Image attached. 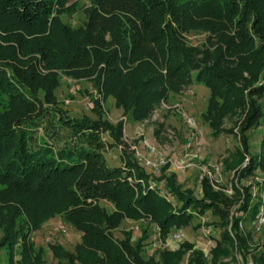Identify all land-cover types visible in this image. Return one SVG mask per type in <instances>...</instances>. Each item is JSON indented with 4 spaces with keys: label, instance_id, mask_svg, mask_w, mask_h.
<instances>
[{
    "label": "trees",
    "instance_id": "trees-1",
    "mask_svg": "<svg viewBox=\"0 0 264 264\" xmlns=\"http://www.w3.org/2000/svg\"><path fill=\"white\" fill-rule=\"evenodd\" d=\"M76 5L77 0H0V94L6 98L0 104V264L3 253L8 264H43L29 235L56 214L81 234L74 252L49 248L59 263L150 264L141 256V240L134 246L129 235L114 241L111 231L123 218H150L164 236L208 211L229 226L210 264H224L218 260L229 255L223 245L232 243L245 260L250 255L253 264H264V240L247 252L238 214L253 219L263 204H252L251 187L238 182L264 166V108L257 101L264 80L254 86L264 78V0H90L85 22L73 28L62 16ZM191 31L206 33V43L189 44L185 35ZM64 75L96 87L95 118H71L59 107L55 92ZM193 82L209 89L210 114L216 99L236 92L244 118L234 197L216 190L207 175L195 196L176 184L174 174L144 171L126 149L120 167L109 166L103 156L102 133L123 143L122 123L112 127L104 119L103 99L112 97L124 115L142 120ZM224 111L234 107L227 104ZM223 119L209 122L219 128ZM257 127L261 155H250L245 133ZM100 201L112 203L114 212L105 213ZM237 203L239 211H233ZM182 254L163 252L162 263H176ZM190 264L207 263L194 252Z\"/></svg>",
    "mask_w": 264,
    "mask_h": 264
},
{
    "label": "rangeland",
    "instance_id": "rangeland-1",
    "mask_svg": "<svg viewBox=\"0 0 264 264\" xmlns=\"http://www.w3.org/2000/svg\"><path fill=\"white\" fill-rule=\"evenodd\" d=\"M89 4L90 0H77L76 9L71 14L62 16L63 22L73 28L82 26L86 19L85 10ZM206 37L207 34L203 31H191L185 35L187 42L194 46L205 44ZM263 80L264 78L260 76L254 86L261 85ZM55 95L59 107L67 116L95 118L92 100L99 98V94L90 80H76L64 75ZM227 95L225 101L216 99L219 102L217 103L218 107L215 113L210 114L207 109L210 98L209 89L202 83L193 82L179 93H171L169 99L161 102L149 118L142 120H138L130 114L124 115L121 108L115 105L112 97L103 100L101 97L104 119L112 127H117L119 123H122L123 126V143L121 144H114L108 133H102V139L107 145L103 151L107 164L111 167L123 166L122 150L126 149L128 153H139L143 157V161H137L136 155L134 156L144 171L155 177H158L160 173L174 174L176 184L181 189L191 190L195 196L201 195L202 181L200 182V177L207 175L211 178L216 190L222 189L230 197H234L231 192V184L236 183L234 167H238L240 164L237 152H241L240 150L243 149L240 140V123L244 115L242 116L239 101L234 100L236 92H228ZM257 101L264 108V96ZM5 102L6 98L0 94V104H5ZM227 104L234 107V112L227 114L224 111ZM204 114H207L208 119L204 117ZM221 116L224 119L219 128L210 123L212 120L217 122ZM189 118L196 122L197 129L188 124ZM38 133L40 137L43 136L40 129ZM245 134L249 146L246 153L261 155L262 129L260 127L252 128ZM57 145L62 146L63 140ZM155 159L163 160L166 169L162 171L158 168L151 171L144 164L146 160ZM249 160L250 158L246 157L244 164H248ZM217 167L220 169H216ZM238 184L241 187H251L252 204L258 200L264 201V166L254 167L249 176ZM172 203L173 206L177 204L175 199ZM99 205L105 213L111 214L115 210L114 205L108 201H100ZM232 210L239 211V203L234 204ZM38 212L36 210L35 216L37 217L40 215ZM238 214L243 218L239 225V234L247 241L246 249L247 252H250L264 240V203L260 204L259 211L253 219L247 213L240 212ZM260 220H262L261 225ZM154 225L156 222L150 218L142 220L123 218L120 224L113 228L111 235L115 242H122L129 235L130 243L133 246L141 240V256L150 261V264H163L161 253L175 252L179 249L183 254L173 264H190L194 252H198L206 263L210 264L213 248L217 242H220L224 231L229 229V226L223 227L218 218L208 211L202 217H195L189 225L183 227L185 238L179 243L178 248L174 249L168 246L169 233L164 236L160 233L157 236L153 229ZM63 229H65V233ZM80 237L79 231L65 222L61 215L56 214L31 231L29 240L36 249L41 250L43 264H64V261L59 263L53 257L49 248L52 245H59L66 251L74 252L80 243ZM223 247L229 251V255H220L219 263L253 264L251 256L248 255L245 260L243 255L236 251L234 243L232 245L225 244ZM1 264H8L5 253L2 254Z\"/></svg>",
    "mask_w": 264,
    "mask_h": 264
},
{
    "label": "built area",
    "instance_id": "built-area-1",
    "mask_svg": "<svg viewBox=\"0 0 264 264\" xmlns=\"http://www.w3.org/2000/svg\"><path fill=\"white\" fill-rule=\"evenodd\" d=\"M187 122H188V124L192 128L197 129L196 122H194L191 118H189ZM150 151L153 152L152 149H150ZM134 156L136 157V160L137 161H143V157L139 153L134 154ZM144 164L147 165V167L151 171H154V170H157L158 168L161 169L162 166L165 165V162H163V160H157V159H155V160H151V161L150 160H146ZM216 169L219 170L220 168L217 167ZM202 179H203V176L200 177V182L202 181ZM156 186H157L156 185V182L154 180H151V182L149 184V188L154 189V188H156ZM160 194L163 197H165L166 199L172 200V197L170 196V194H168L161 187H160ZM263 203H264V201H263ZM259 223L261 225L262 224V220H260ZM153 229L157 233V236H159L160 233H161L160 227L156 224V225H154ZM63 232L65 233V229H63ZM184 238H185V231H184V229L182 227H180V228H174V229H172L169 232L168 241H167L168 242V246L171 247V248L177 249L179 243H181L184 240Z\"/></svg>",
    "mask_w": 264,
    "mask_h": 264
}]
</instances>
